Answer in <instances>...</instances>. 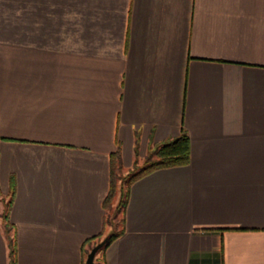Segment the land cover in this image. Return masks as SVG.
<instances>
[{"label":"crops","instance_id":"1","mask_svg":"<svg viewBox=\"0 0 264 264\" xmlns=\"http://www.w3.org/2000/svg\"><path fill=\"white\" fill-rule=\"evenodd\" d=\"M181 130L102 253L110 155ZM9 199L16 264H264V0H0V264Z\"/></svg>","mask_w":264,"mask_h":264},{"label":"trees","instance_id":"2","mask_svg":"<svg viewBox=\"0 0 264 264\" xmlns=\"http://www.w3.org/2000/svg\"><path fill=\"white\" fill-rule=\"evenodd\" d=\"M189 159V142L187 134L184 130H181L178 137L168 140L160 145H156L150 148L147 152L143 160V165L140 168H134L135 170L128 174L122 181V185L120 186V196L116 207L114 208L113 212L109 214L111 209V202L116 197L117 191V183L120 180L118 171L121 168V160L119 151L116 150L110 155L109 162H110V177H109V190L107 196L105 197L103 206L104 209L107 211L105 214V224L110 225L112 223V219L115 217L116 212L122 211V216L119 221L121 224V228L119 230L112 231L104 241L99 245V248L104 252L105 248L117 237H119L124 229V213L125 207L127 203L128 192L131 183L144 176L145 174L160 168H167V167H174V166H184L188 163ZM137 160L135 159L134 165L136 166ZM123 185L125 188H123ZM123 188V189H122ZM12 190V188H11ZM12 198V193H11ZM11 199H9L4 205V211L2 214V220L4 224V231L7 239L8 245V255L10 264H16V245L14 241V235H9L11 232L12 226L9 222V208H10ZM112 225V224H111ZM90 241V240H88ZM89 243V242H88ZM95 246L92 248L94 249ZM91 250V248H90ZM88 249H83L84 256L87 254Z\"/></svg>","mask_w":264,"mask_h":264},{"label":"rangeland","instance_id":"3","mask_svg":"<svg viewBox=\"0 0 264 264\" xmlns=\"http://www.w3.org/2000/svg\"><path fill=\"white\" fill-rule=\"evenodd\" d=\"M147 155V154H146ZM145 155V156H146ZM145 156H144V158H145ZM144 158H142V159H138V158H136V160H137V162H136V166L134 165V162H133V164H132V166L130 167V168H128V169H125V168H122V166H121V168L119 169V171H118V174H119V181H118V183H117V191H116V197H115V201H114V205L112 206V208L110 209V211H109V214H111L112 212H113V214L115 213L113 210H114V208L116 207V205H117V203H118V198H119V196H120V186L122 185V181L124 180V178L126 177V176H128V174H130V173H132L135 169L134 168H140L142 165H143V160H144ZM135 161V160H134ZM123 188H125V186L123 185ZM122 188V189H123ZM121 216H122V211H119V212H116V214H115V217L112 219V226H113V231H115V230H119L120 228H121V224L119 223V221H120V219H121ZM9 235L11 236L12 235V233L11 232H9ZM91 248L93 247V246H90ZM89 253H90V249H88V252H87V254H85V256H84V261H86L87 260V258H88V256H89Z\"/></svg>","mask_w":264,"mask_h":264},{"label":"water","instance_id":"4","mask_svg":"<svg viewBox=\"0 0 264 264\" xmlns=\"http://www.w3.org/2000/svg\"><path fill=\"white\" fill-rule=\"evenodd\" d=\"M93 256H94V251L90 252V254L86 260L87 264H92Z\"/></svg>","mask_w":264,"mask_h":264}]
</instances>
